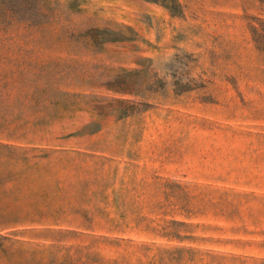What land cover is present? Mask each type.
<instances>
[{
  "label": "rangeland",
  "instance_id": "rangeland-1",
  "mask_svg": "<svg viewBox=\"0 0 264 264\" xmlns=\"http://www.w3.org/2000/svg\"><path fill=\"white\" fill-rule=\"evenodd\" d=\"M178 2L0 22V264H264V0Z\"/></svg>",
  "mask_w": 264,
  "mask_h": 264
},
{
  "label": "trees",
  "instance_id": "trees-1",
  "mask_svg": "<svg viewBox=\"0 0 264 264\" xmlns=\"http://www.w3.org/2000/svg\"><path fill=\"white\" fill-rule=\"evenodd\" d=\"M31 1V0H26ZM159 5L165 9L171 17H177L181 14V6L178 0H143ZM24 0H0V22L7 23L18 18L17 5H22ZM27 4V3H24ZM6 20V22H5ZM17 21V20H16ZM21 22H28L29 20H18ZM251 33L255 37V41L260 38L259 33H256V30L264 32V22H259L257 28H251ZM117 39V38H116Z\"/></svg>",
  "mask_w": 264,
  "mask_h": 264
}]
</instances>
